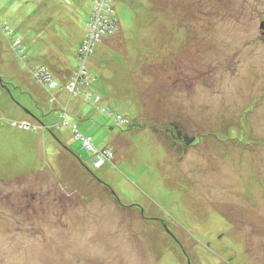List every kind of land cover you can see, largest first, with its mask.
<instances>
[{"label": "rangeland", "instance_id": "rangeland-1", "mask_svg": "<svg viewBox=\"0 0 264 264\" xmlns=\"http://www.w3.org/2000/svg\"><path fill=\"white\" fill-rule=\"evenodd\" d=\"M95 1L0 0V264H264V0H112L72 96Z\"/></svg>", "mask_w": 264, "mask_h": 264}, {"label": "trees", "instance_id": "trees-1", "mask_svg": "<svg viewBox=\"0 0 264 264\" xmlns=\"http://www.w3.org/2000/svg\"><path fill=\"white\" fill-rule=\"evenodd\" d=\"M114 19H117L118 20V18H117V15L115 14L113 17H112V15H111V20H114ZM89 21V20H88ZM5 22H7V20L5 19L4 21H2L1 22V25H2V27H5V28H7V31H3V33L5 34V36L7 37V39H11L12 40V43L14 44V43H16V41H18V38H14L13 37V34H12V31H11V29H10V27L8 26V25H6V23ZM83 44L81 45V48L83 47V45H84V42H82ZM20 45V44H19ZM14 49L15 50H17V52L19 53V55H20V49L19 48H17L15 45H14ZM77 60H78V63H79V69L78 70H76V71H74L73 73H71L70 72V76H69V80L68 81H65V83L66 84H63L62 85V88L63 89H65V90H67L68 91V89H67V86H68V84L71 82V80H73V78L75 77V78H77V74L80 72V69L81 68H84L86 71H87V74H88V77H85L84 75H81V76H79V77H82L81 78V81H82V83H81V85L79 86V91H78V93H77V95H83L84 96V94H85V92L86 91H89L88 90V87H90V84L92 83V81H91V74H90V69L88 68V66H86V61H87V58L86 57H83V55H82V52H81V50H79V52H78V55H77ZM40 67H44L45 69L47 68L46 67V65L44 66V65H41V66H37V67H35V69H36V71H37V69L38 68H40ZM89 69V70H88ZM47 70V69H46ZM47 72L50 74V76H51V78H52V80H53V82L56 84V79H55V75L57 76L58 74L56 73V72H54L55 74H53L50 70H47ZM32 74H33V72H32ZM34 75V74H33ZM34 77H35V75H34ZM62 78V77H61ZM37 79V78H36ZM38 80V79H37ZM39 82V81H38ZM89 82H90V84H89ZM39 84L42 86V87H44V89L46 90V92L48 93V91H47V89L48 88H51V87H49V86H47L46 87V85H44V84H42V83H40L39 82ZM69 92V91H68ZM70 93V92H69ZM71 94V93H70ZM72 95V94H71ZM57 96V95H56ZM54 97V99H53V103L52 104H55L56 103V105H62V104H57V101H58V98L57 97ZM72 96H74V95H72ZM55 107H57V106H53L52 108H55ZM60 109H65L67 112H68V110L69 109H67V108H65V106H60V107H57V111H60ZM62 112V111H61ZM117 120H119V122L121 123V122H123L124 121V119L122 118V117H120V116H117ZM24 122V121H23ZM25 122H30L29 120H26ZM16 123V124H15ZM125 123V122H124ZM29 124H33V123H29ZM64 125H66V122H64L63 123ZM68 124V123H67ZM19 123L18 122H12V126L13 127H17V128H20L19 126ZM32 126H35L34 127V129H37L38 127L36 126V125H32ZM61 126L59 125L58 126V128H60ZM168 127V126H167ZM166 127V137H167V139L168 140H171V142H172V144L173 145H180V146H182L183 147V149H188L189 147H192V144L195 142V138H193V137H190V136H188V135H186V134H183V132H182V130L177 126V125H174V128H167ZM20 129H24V128H20ZM31 129H33V127L31 128ZM31 129H24V130H31ZM74 132H75V130H74ZM76 133V132H75ZM78 139H80V138H82V140H83V142H84V139H89L90 140V143H91V139L90 138H84V137H77ZM91 147L90 148H88V147H86L85 145V148H86V150L87 151H89L91 154H92V159H91V163H92V168L94 169V170H100V169H102L103 167H104V165H102L101 167H96L95 166V164L93 163V160H96L98 157L99 158H101L102 160H103V162L105 163V164H107V163H110V162H112L113 161V159H114V153H113V151H111V150H109V149H104V150H101V149H99V148H97V147H95L92 143H91ZM63 150H64V152H66L67 154H68V158H69V160H71V162H73L76 166L77 165H79V166H82L83 168H84V164L82 163V160H80V158H79V156L74 152V151H72L69 147H67V146H63ZM106 152H109V153H111L112 154V156L111 157H106ZM71 158V159H70ZM89 172V174H90V176H89V178H93V180H95L97 183H99V185H101L102 187L104 186V187H108V188H110V190H111V194L113 195V197L114 198H116L117 199V201L119 202V200H118V197H117V195L114 193V191L112 190V188L110 187V186H108V184H106L105 182H104V180H102L101 178H99V177H97L93 172H91V171H88ZM87 176V175H86ZM88 177V176H87ZM82 180H83V178H82ZM84 181V180H83ZM82 188H84V189H86V188H88V186L89 187H91L88 183H86V182H83L82 183Z\"/></svg>", "mask_w": 264, "mask_h": 264}, {"label": "built area", "instance_id": "built-area-1", "mask_svg": "<svg viewBox=\"0 0 264 264\" xmlns=\"http://www.w3.org/2000/svg\"><path fill=\"white\" fill-rule=\"evenodd\" d=\"M111 1L112 0H96L95 1V8H96V10L100 9V11L102 12L101 16L103 17L104 20L101 21V17L99 19H97L98 17H96V15H93L92 21H90V24H91V26L95 25L94 28H96V31L94 30L95 33L90 34V36L87 35V38L85 39L84 45L81 48L82 55H85L89 51H91V49L93 48L94 37L95 36H101V34L105 31V30H103L104 27H106V30H107L108 28L113 26L112 20L108 21V17H110L112 15V13L114 12L113 11V5L111 4ZM104 6H106L110 10L106 11L103 8ZM98 29H100V33L98 32ZM19 44H20V42L16 41L15 46L17 48H19ZM44 69H45L44 67L38 68L36 71V74H34L35 77L38 79V81L40 83L46 85V87L47 86L54 87L55 83L53 82L50 74L47 71H45ZM77 75H78L77 78L74 77L73 80H71V82L67 86L68 91L72 95H77V93L79 91V86L82 83V81H81L82 77H79V76L84 75L85 77H88L87 71L84 68H81L80 72ZM18 126L20 128L29 129V127L31 125H29L27 122L24 121L22 123H19ZM84 145L88 148H90L92 146L89 139H84ZM105 155H106V157L112 156V154L109 152H106ZM93 163L95 164L96 167H100L103 165L104 162L101 158L98 157L96 160H93Z\"/></svg>", "mask_w": 264, "mask_h": 264}, {"label": "crops", "instance_id": "crops-1", "mask_svg": "<svg viewBox=\"0 0 264 264\" xmlns=\"http://www.w3.org/2000/svg\"><path fill=\"white\" fill-rule=\"evenodd\" d=\"M40 64H41V63H40ZM38 65H39V64H37L36 66H38ZM36 66H35V67H36ZM58 73H61V72H60V71H58ZM58 104H62V105H63L64 103H58Z\"/></svg>", "mask_w": 264, "mask_h": 264}, {"label": "water", "instance_id": "water-1", "mask_svg": "<svg viewBox=\"0 0 264 264\" xmlns=\"http://www.w3.org/2000/svg\"><path fill=\"white\" fill-rule=\"evenodd\" d=\"M261 28L264 29V22L261 24Z\"/></svg>", "mask_w": 264, "mask_h": 264}]
</instances>
